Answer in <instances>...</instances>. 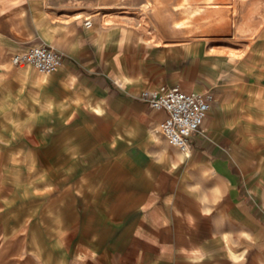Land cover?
<instances>
[{
    "label": "crops",
    "instance_id": "obj_1",
    "mask_svg": "<svg viewBox=\"0 0 264 264\" xmlns=\"http://www.w3.org/2000/svg\"><path fill=\"white\" fill-rule=\"evenodd\" d=\"M22 20L41 43L22 46L0 33V149L31 131L43 139L37 153L47 169L92 154L101 160L93 177L67 184L65 197L54 192L48 202L46 189L37 195L36 225L53 259L72 235V246L101 264H264V95L254 78L264 70V50L235 60L251 82L214 94L183 153L158 132L166 112L141 93L200 88L193 72L178 69L188 45H157L143 72H128L114 55L130 46L129 29L101 18L87 28L45 0H29ZM42 43L63 54L48 75L12 69L2 54ZM20 160V169L32 168L26 154ZM52 184L59 187L60 178Z\"/></svg>",
    "mask_w": 264,
    "mask_h": 264
},
{
    "label": "rangeland",
    "instance_id": "obj_2",
    "mask_svg": "<svg viewBox=\"0 0 264 264\" xmlns=\"http://www.w3.org/2000/svg\"><path fill=\"white\" fill-rule=\"evenodd\" d=\"M158 1L159 7L155 4ZM167 1L45 0V4L51 10L61 11L70 20L77 19L82 26L86 20L94 24L95 19L101 18L108 19L109 24L119 31L129 29L132 32L130 46L123 47L119 54L114 53L115 57L123 59L121 64L128 72H143L142 61L157 45L185 44L189 47V59L183 61L178 69L193 72V80L200 83V88L194 92L212 91L218 95L230 91L239 82H251L243 70L233 65L235 60L243 62L257 55L259 49L264 50V0H239L245 3L242 5L232 3V0H218V8L207 4V0H195L189 11L174 8L173 13ZM179 1L170 0V7L178 6ZM28 6L29 0H0V33H5L22 46L41 43L35 36L26 35L22 17ZM198 7L205 10L200 15L192 13ZM184 18L190 20L188 27L183 30L175 27V22ZM123 45V40H120L119 47ZM2 54L12 69L20 67L11 61V55L15 53L9 55L2 51ZM21 66L38 75L47 74L29 64ZM257 72L254 78L259 81L258 88L264 95V70ZM3 78L4 74L0 72V80ZM24 134L15 137L8 146L2 144L0 149V216H5L1 218L0 225V264H101L100 259L92 257L83 247L75 249L70 242L72 235L64 238L61 252H55L53 259L50 240L44 238L37 228L33 208L39 203L37 195L41 190H48V202H51L54 192L59 191L64 196L68 183L93 177L100 168V155L64 161L58 170L53 171L47 169V163L44 164L37 153L43 139L31 131ZM24 154L32 168L20 169L17 166ZM100 176L97 173L95 178ZM55 178H60L59 187L52 184Z\"/></svg>",
    "mask_w": 264,
    "mask_h": 264
},
{
    "label": "built area",
    "instance_id": "obj_3",
    "mask_svg": "<svg viewBox=\"0 0 264 264\" xmlns=\"http://www.w3.org/2000/svg\"><path fill=\"white\" fill-rule=\"evenodd\" d=\"M90 28L92 21L86 20ZM16 66L29 64L43 73H52L63 64V54L42 43L11 55ZM141 97L154 110L166 112V117L158 126V132L168 143L183 153H189L190 138L199 131L212 109L215 96L212 91L185 92L179 86H161L155 90H145Z\"/></svg>",
    "mask_w": 264,
    "mask_h": 264
},
{
    "label": "bare ground",
    "instance_id": "obj_4",
    "mask_svg": "<svg viewBox=\"0 0 264 264\" xmlns=\"http://www.w3.org/2000/svg\"><path fill=\"white\" fill-rule=\"evenodd\" d=\"M170 1V0H169ZM169 1H167V4H168V7L170 8V10H171V12L173 13V11H174V8L175 9H177V11L178 10H180V11H189V9H190V7H191V5H192V3H193V1H195V0H180L179 2H178V6H173L172 8L170 7L171 5V3L169 4ZM208 1V3L207 4H211L212 5V7H214V8H218L220 5H219V3H218V0H207ZM245 1V0H244ZM233 2H236V5L238 4V5H242V4H245L243 1H240L239 2V0H232V3ZM155 4H156V6L157 7H159V1L158 2H155ZM236 7V6H235ZM144 8H146V7H144ZM207 8V7H206ZM192 9V8H191ZM205 10V8H200V7H198L197 9H195L194 11H192V13H195V14H199L201 11H204ZM239 10V9H238ZM233 11V10H232ZM200 15V14H199ZM107 20V19H106ZM189 19H181V20H178V21H176L175 22V27H177V28H179L180 30H183V29H185L186 27H188L187 26V24L189 23ZM106 23H109V22H106ZM174 28V27H173ZM235 57V56H234ZM206 59V58H205ZM221 61V60H220Z\"/></svg>",
    "mask_w": 264,
    "mask_h": 264
}]
</instances>
